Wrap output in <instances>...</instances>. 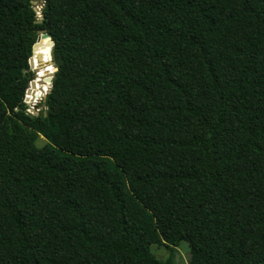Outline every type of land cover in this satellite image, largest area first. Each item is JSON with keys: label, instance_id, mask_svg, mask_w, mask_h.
<instances>
[{"label": "trees", "instance_id": "obj_1", "mask_svg": "<svg viewBox=\"0 0 264 264\" xmlns=\"http://www.w3.org/2000/svg\"><path fill=\"white\" fill-rule=\"evenodd\" d=\"M36 19L0 0V264H175L182 241L189 264H264V0H45ZM44 28L58 70L33 115Z\"/></svg>", "mask_w": 264, "mask_h": 264}, {"label": "water", "instance_id": "obj_2", "mask_svg": "<svg viewBox=\"0 0 264 264\" xmlns=\"http://www.w3.org/2000/svg\"><path fill=\"white\" fill-rule=\"evenodd\" d=\"M32 5H33V9L36 12V23H41L43 21V8L45 6V0H32ZM44 39H48L50 44H51V50L49 52V59L50 62L45 64L47 66H45V68L48 67V65H52L54 66V71H50L47 72V76L45 77L44 80H46L47 82H49V87L48 90L45 92V95L42 97V102L45 103L46 101V94L49 92L52 83H53V79H54V75L55 72L58 70V68L55 66L54 61H53V53H52V47L54 46V39L51 37L50 33L48 32L47 29H40L38 31V39L36 41V43L33 46V55L29 58V67L31 68V70H35L36 71V66H35V62H34V51L40 47V43L42 40ZM38 73L39 71H37L35 73V79L30 81L29 87L27 89V94H30L31 92H35V89L37 87V80H38ZM38 82H42V81H38ZM26 99H28V97H26ZM44 109V105H42L38 110H35V108H31L30 110H34V112H31L30 110H27L28 113L30 114H39L41 110Z\"/></svg>", "mask_w": 264, "mask_h": 264}, {"label": "rangeland", "instance_id": "obj_3", "mask_svg": "<svg viewBox=\"0 0 264 264\" xmlns=\"http://www.w3.org/2000/svg\"><path fill=\"white\" fill-rule=\"evenodd\" d=\"M48 63V62H47ZM47 63H43V62H38L36 65V68L39 71H43V70H49L51 65L47 68H45V64ZM33 72H37L35 70H32ZM42 98L37 102H33L31 104H28V107L31 108H35V110H38L42 104ZM31 112H34V110H30ZM46 143H48L47 139L40 135L39 138L36 141V145L38 147H42L44 146ZM152 251L156 254V256L160 259V260H165L168 255H169V251L167 248L165 247H159V246H152ZM175 264H189V258H190V248H189V244L186 241H182L181 244L177 247L176 252H175ZM146 264V263H143Z\"/></svg>", "mask_w": 264, "mask_h": 264}, {"label": "built area", "instance_id": "obj_4", "mask_svg": "<svg viewBox=\"0 0 264 264\" xmlns=\"http://www.w3.org/2000/svg\"><path fill=\"white\" fill-rule=\"evenodd\" d=\"M28 96L27 92L25 93V98H24V101L27 103V104H31V102L28 101V99H26V97ZM30 110V108L28 109Z\"/></svg>", "mask_w": 264, "mask_h": 264}, {"label": "bare ground", "instance_id": "obj_5", "mask_svg": "<svg viewBox=\"0 0 264 264\" xmlns=\"http://www.w3.org/2000/svg\"><path fill=\"white\" fill-rule=\"evenodd\" d=\"M44 71V70H43ZM45 95V93L42 94V97ZM42 97H38L36 98V100L34 101L35 103H37ZM33 103V102H32Z\"/></svg>", "mask_w": 264, "mask_h": 264}]
</instances>
